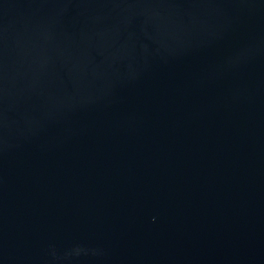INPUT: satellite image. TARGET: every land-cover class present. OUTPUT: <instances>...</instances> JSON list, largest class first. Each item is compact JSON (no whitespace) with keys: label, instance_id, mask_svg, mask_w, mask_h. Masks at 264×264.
I'll use <instances>...</instances> for the list:
<instances>
[{"label":"water","instance_id":"water-1","mask_svg":"<svg viewBox=\"0 0 264 264\" xmlns=\"http://www.w3.org/2000/svg\"><path fill=\"white\" fill-rule=\"evenodd\" d=\"M0 264H264V0H0Z\"/></svg>","mask_w":264,"mask_h":264}]
</instances>
